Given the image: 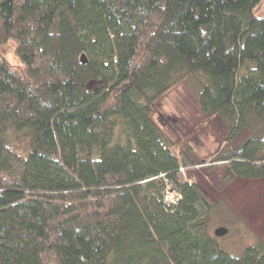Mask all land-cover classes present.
<instances>
[{
  "label": "trees",
  "instance_id": "16d2710c",
  "mask_svg": "<svg viewBox=\"0 0 264 264\" xmlns=\"http://www.w3.org/2000/svg\"><path fill=\"white\" fill-rule=\"evenodd\" d=\"M263 1L0 0L21 62L0 54V264H264L262 240L221 248L220 206L153 113L201 73L228 140L264 120ZM214 161L225 183L264 179V136Z\"/></svg>",
  "mask_w": 264,
  "mask_h": 264
},
{
  "label": "rangeland",
  "instance_id": "374dc122",
  "mask_svg": "<svg viewBox=\"0 0 264 264\" xmlns=\"http://www.w3.org/2000/svg\"><path fill=\"white\" fill-rule=\"evenodd\" d=\"M259 15L264 16V1ZM14 44H0V54L12 64L21 65L15 55ZM205 80L201 73L188 74L156 100L154 120L160 124L174 143L181 145L195 165L184 177L204 189L208 198L220 208L211 218L210 231L219 226L228 227L225 236L218 237L221 248L233 254L242 253L249 245L264 241V179L236 177L223 182L228 171L225 162L215 158L255 135L264 136V120L254 119L231 140L230 122L223 116L208 117L198 104V87ZM211 167V168H209ZM178 194L169 184L165 200L175 203Z\"/></svg>",
  "mask_w": 264,
  "mask_h": 264
},
{
  "label": "water",
  "instance_id": "95a60500",
  "mask_svg": "<svg viewBox=\"0 0 264 264\" xmlns=\"http://www.w3.org/2000/svg\"><path fill=\"white\" fill-rule=\"evenodd\" d=\"M214 231H215V234L219 237L225 236L229 232L228 227H223V226H219L215 228Z\"/></svg>",
  "mask_w": 264,
  "mask_h": 264
},
{
  "label": "built area",
  "instance_id": "2783aa9c",
  "mask_svg": "<svg viewBox=\"0 0 264 264\" xmlns=\"http://www.w3.org/2000/svg\"><path fill=\"white\" fill-rule=\"evenodd\" d=\"M179 196V195H178ZM179 198V197H178Z\"/></svg>",
  "mask_w": 264,
  "mask_h": 264
}]
</instances>
